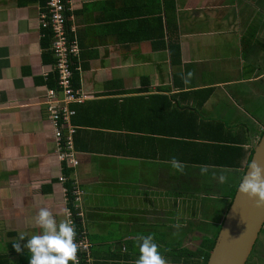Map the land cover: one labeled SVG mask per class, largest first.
<instances>
[{
	"label": "crops",
	"instance_id": "0c3cea01",
	"mask_svg": "<svg viewBox=\"0 0 264 264\" xmlns=\"http://www.w3.org/2000/svg\"><path fill=\"white\" fill-rule=\"evenodd\" d=\"M45 4L0 0V264H29L31 253L13 243L41 232L40 207L59 223L70 204L42 104L52 71L51 39L39 23ZM68 19L80 50L77 90L89 96L74 106L79 166L68 178L82 196L69 208L81 217L93 263L134 264L138 235L185 248L188 239L212 238L218 192L239 187L264 131V0H70ZM172 41L181 50L175 63ZM219 125L246 160L214 156L225 134ZM189 127L196 138L163 136ZM200 147L229 168L193 164Z\"/></svg>",
	"mask_w": 264,
	"mask_h": 264
},
{
	"label": "built area",
	"instance_id": "2783aa9c",
	"mask_svg": "<svg viewBox=\"0 0 264 264\" xmlns=\"http://www.w3.org/2000/svg\"><path fill=\"white\" fill-rule=\"evenodd\" d=\"M70 0H46L45 10L40 16V26L50 32V55L52 58V71L55 73L54 88H48L43 100V107L47 113L52 131L54 154L60 169L75 170L79 166L77 153L74 149V136L76 126L71 124L76 112L72 106L83 104L89 96L73 88V75L78 70L75 60L79 56L77 36L69 26L68 12ZM45 74L44 77H46ZM63 163V164H62ZM67 178L59 177L60 184ZM78 194H81L80 192ZM70 213V215H68ZM74 215L67 209L66 219L73 222L75 228V243H77L78 264H94L90 255V245L84 234L76 226ZM72 262V261H71Z\"/></svg>",
	"mask_w": 264,
	"mask_h": 264
},
{
	"label": "clouds",
	"instance_id": "9594fccd",
	"mask_svg": "<svg viewBox=\"0 0 264 264\" xmlns=\"http://www.w3.org/2000/svg\"><path fill=\"white\" fill-rule=\"evenodd\" d=\"M170 163L178 171H184V165L175 158H172ZM206 170L201 168L202 173ZM218 179L223 181L225 178L220 176ZM239 192L246 197L258 199V204L264 205V169L256 164L251 165V170L240 183ZM65 212H67L66 209ZM34 220L41 232L31 235L23 246L19 241H24L26 233H21L18 241L13 243L17 253H21L26 248L31 253L29 264H69V261H72V264H78L79 246L74 242L73 222L70 219H64L58 223L47 207H40ZM135 244L139 250V257L134 264H167L166 258L160 253L159 246L154 242L151 234L138 235L135 238Z\"/></svg>",
	"mask_w": 264,
	"mask_h": 264
},
{
	"label": "trees",
	"instance_id": "16d2710c",
	"mask_svg": "<svg viewBox=\"0 0 264 264\" xmlns=\"http://www.w3.org/2000/svg\"><path fill=\"white\" fill-rule=\"evenodd\" d=\"M44 30V34H45V37L48 39V36L50 35V32H48L47 30L45 29H42ZM170 52H171V56H172V59H173V63H175L176 61V58H180L181 57V50H180V46H179V43L178 42H170ZM46 81H47V87L48 88H54L56 86V83H55V78H56V75L55 73L53 72H49L47 74L46 77H43ZM47 88V89H48ZM73 88H78V74L77 73H74V76H73ZM138 92H141V91H137ZM77 106V105H75ZM72 108L75 110V107L72 106ZM45 110V109H44ZM185 111H190L192 113V116L195 115L194 111L193 110H190L188 108L184 109ZM76 111V110H75ZM46 113V112H45ZM178 118H180V116H183V114L181 112H178ZM181 114V115H180ZM133 115L136 117V118H140V117H143L142 114L138 115L133 111ZM46 116H47V113H46ZM75 117V116H74ZM74 117H72L71 119V124L73 126H75L73 124V119ZM159 120H162V123L164 125V122L167 121L168 119H159ZM133 121H134V118H133ZM143 124L146 123V119H143L141 121ZM158 122H161V121H158ZM155 124H160V123H155ZM167 127V126H166ZM219 128L221 129L222 132H224L225 134H223V136H220L217 141H218V145H215L212 149L213 151H215V157L217 158H221L223 159L224 157H226V151H228V155H227V160L232 164L234 162H237L238 160H233L232 158H234V154H237V155H242L244 156V153L242 151V148L241 147H234L233 143L231 142V140L228 138V133L226 132L225 130V127L223 125H219ZM168 129V128H167ZM141 129H136L134 126H133V133H137L138 131H140ZM188 131H190V127L188 130H186V133L185 134H179L177 132H169V129H168V132H165L164 131V134H163V131L161 133V131H149V135L151 136H156V135H161L163 134V136L165 137H168V138H182V137H189V138H196V136H192V135H189ZM143 133H146V132H143ZM262 137V135H261ZM129 146V145H128ZM198 150L200 151L199 154L197 155H194L192 157V160L191 162L197 166L199 165H202V166H210V167H217V168H229L228 166V163H226L224 160H217V161H213L211 159H215V158H211L213 157V155L211 154L212 152L206 148H203V147H200L198 148ZM187 153H188V150H185ZM126 152H127V148H126ZM253 155V153H252ZM252 155H251V158H250V161L246 167V170L248 169L249 167V164L252 160ZM201 156H204L202 158L201 161L199 160H194L195 158H200ZM238 158V157H237ZM247 157L244 156V159L246 160ZM207 161H206V160ZM230 159V160H229ZM232 159V160H231ZM181 160V159H180ZM188 163L190 165H192L189 160H188ZM234 166V165H233ZM73 170L69 169V170H66V168L62 169V175L67 178L65 183L62 184L65 188V196H66V199H67V205L69 204V207L72 203H74V201L81 197L82 195L81 194H78L80 191L77 190L76 188H72V181L68 178V176L71 174ZM57 182L59 183V181L57 180ZM60 184V183H59ZM237 189L238 187H234L233 190H230L228 195L226 196L229 197V204H228V208H230L234 198H235V195H236V192H237ZM67 207L68 209H70L72 211V213L74 215H76V211L75 209L73 208H69ZM227 208V209H228ZM221 215V213H220ZM75 220L77 221L76 223V226L79 222V218L75 217ZM224 220V218H220V223ZM221 226H222V223L219 224L217 230L215 233H213V237L210 238V237H205L202 242H201V245L199 246V248L196 250V251H190L187 249V247H174L173 245H168V244H160L158 243L159 245V251L160 253L165 257V258H170L173 262H179V264H189V263H194V262H197V263H200V264H207L208 261H209V258H210V254L211 252L213 251L214 247H215V244H216V240L218 238V235L220 233V230H221ZM137 248V251H138V247ZM92 247L90 245V249L91 250ZM137 254L139 255V251L137 252ZM137 257V255H136ZM264 262V260H261L260 261V264H262ZM70 263L72 264V262L70 261Z\"/></svg>",
	"mask_w": 264,
	"mask_h": 264
},
{
	"label": "water",
	"instance_id": "95a60500",
	"mask_svg": "<svg viewBox=\"0 0 264 264\" xmlns=\"http://www.w3.org/2000/svg\"><path fill=\"white\" fill-rule=\"evenodd\" d=\"M253 164L264 169V131L253 148L245 176ZM263 229L264 205H259L258 199L242 195L238 187L207 264H247Z\"/></svg>",
	"mask_w": 264,
	"mask_h": 264
},
{
	"label": "rangeland",
	"instance_id": "374dc122",
	"mask_svg": "<svg viewBox=\"0 0 264 264\" xmlns=\"http://www.w3.org/2000/svg\"><path fill=\"white\" fill-rule=\"evenodd\" d=\"M42 104H43V101H42ZM51 128V127H50ZM52 130V129H51ZM63 164V163H62ZM59 165V164H58ZM59 168H60V166H59ZM66 170H69L68 168H66ZM61 173H62V170H61ZM62 175H60V177H61ZM59 179V178H58ZM203 185H205V186H208L209 184L206 182V181H204L203 183H202ZM219 184L220 185H225L226 184V182H219ZM229 186H230V183H227V186L225 187V190L222 192V190H220L219 192H218V200L217 201H215L214 202V204L215 205H218V207H219V213H218V215H219V221H220V218L222 219V218H225V215H226V213H227V209H226V212H224V205H225V198H226V196L228 195V193H229ZM204 192L206 193V194H208V192H206V190H205V188H204ZM228 204H229V201L227 202ZM228 204H227V206H228ZM224 212V213H223ZM220 213H221V215H220ZM190 218V217H189ZM219 221H217L218 222V224H221ZM204 222H206V219H204L203 218V223ZM198 224L199 225H202V223L200 222V220H199V222H198ZM204 224H206V223H204ZM202 230H204V231H208V232H213V230H214V228L211 226V225H204L202 228H201ZM195 236H199V235H197V234H195ZM264 238V237H263ZM155 240V239H154ZM156 241V240H155ZM168 242H170V243H172L173 241L171 240V238L169 239V241ZM200 244H201V240H190V239H188L187 240V249L188 250H190V251H196L198 248H199V246H200ZM258 253L262 256L261 258H264V251H263V249H262V247H260L259 249H258ZM189 264H200V263H197V262H194V263H189ZM262 264H264V262L262 263Z\"/></svg>",
	"mask_w": 264,
	"mask_h": 264
},
{
	"label": "flooded vegetation",
	"instance_id": "af4514ba",
	"mask_svg": "<svg viewBox=\"0 0 264 264\" xmlns=\"http://www.w3.org/2000/svg\"><path fill=\"white\" fill-rule=\"evenodd\" d=\"M263 237H264V229L262 230V233L260 234V238L247 264H260V261L264 260V258H261L262 256L258 253V249L260 247H262L264 251V238Z\"/></svg>",
	"mask_w": 264,
	"mask_h": 264
}]
</instances>
